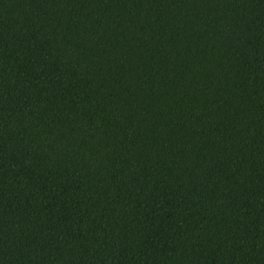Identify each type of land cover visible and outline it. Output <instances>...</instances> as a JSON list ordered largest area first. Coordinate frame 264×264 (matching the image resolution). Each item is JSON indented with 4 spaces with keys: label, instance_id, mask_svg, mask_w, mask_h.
<instances>
[{
    "label": "trees",
    "instance_id": "trees-1",
    "mask_svg": "<svg viewBox=\"0 0 264 264\" xmlns=\"http://www.w3.org/2000/svg\"><path fill=\"white\" fill-rule=\"evenodd\" d=\"M0 264H264V0H0Z\"/></svg>",
    "mask_w": 264,
    "mask_h": 264
}]
</instances>
